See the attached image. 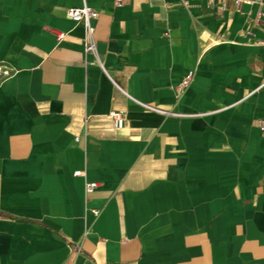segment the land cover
Returning <instances> with one entry per match:
<instances>
[{
    "label": "crops",
    "instance_id": "1",
    "mask_svg": "<svg viewBox=\"0 0 264 264\" xmlns=\"http://www.w3.org/2000/svg\"><path fill=\"white\" fill-rule=\"evenodd\" d=\"M83 3L0 0V264H264L258 6Z\"/></svg>",
    "mask_w": 264,
    "mask_h": 264
},
{
    "label": "built area",
    "instance_id": "2",
    "mask_svg": "<svg viewBox=\"0 0 264 264\" xmlns=\"http://www.w3.org/2000/svg\"><path fill=\"white\" fill-rule=\"evenodd\" d=\"M124 0H114L115 5H121ZM235 7H239L243 4H252L258 6V10L256 11V19L264 29V0H231ZM83 6L80 8H68L66 10L67 17L79 24H82L84 30L87 35V39L89 41L88 45L85 48L86 52L93 51L94 46L92 43V34L94 31V27L92 25V20H95L98 17V13L93 10L92 8L88 7L83 0ZM62 34H58V38L61 39ZM195 72L194 70L188 71L183 78L181 79L180 83L176 87V93L180 94L181 92L186 89L194 78ZM261 86H264V81ZM150 108V107H149ZM154 109V108H151ZM113 126L116 129H120L124 126V116L120 112H113ZM263 129V128H262ZM78 140V139H76ZM97 187L96 183H89L86 184V192H90L94 188Z\"/></svg>",
    "mask_w": 264,
    "mask_h": 264
}]
</instances>
